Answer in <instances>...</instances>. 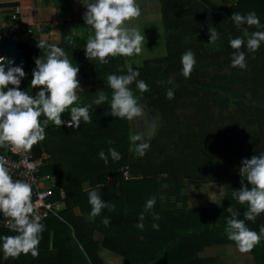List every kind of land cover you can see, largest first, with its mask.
<instances>
[{"label":"trees","instance_id":"16d2710c","mask_svg":"<svg viewBox=\"0 0 264 264\" xmlns=\"http://www.w3.org/2000/svg\"><path fill=\"white\" fill-rule=\"evenodd\" d=\"M234 12L245 16L254 12L260 27H237L230 19ZM160 14L164 55L145 58L132 66H126L119 55L109 57L107 63L89 60L85 40L61 38L58 47L73 66L79 67L86 101L81 106L91 105V122L81 120L79 128L43 125L45 139L33 150L49 152L51 160L41 171L57 176V185L64 192L63 207L45 219L36 257L22 253L6 258L0 247V264H103L100 248L120 255L121 264H196V258L184 256L196 247L214 243L217 237L230 241L225 231L230 213L218 209L211 217L197 204L184 208L176 204V192L183 180L200 182L223 176L241 180L242 160L264 154V42L254 53L247 49L251 33L264 31V0H236L227 7L210 0H160ZM27 27L19 24L17 35L20 52L28 60L24 69L30 76L29 81L21 80L20 89L35 96L40 89L32 88L31 80L41 40L32 47L27 42ZM209 28H215L219 35L214 44L209 43ZM4 35L6 31L0 29V37ZM238 37L245 40L239 50L245 53L244 69L231 67L237 50L229 41ZM188 50L194 53L196 63L190 77L185 78L181 57ZM129 68L139 71L137 80L148 86V91L141 92L134 81L129 85L134 97L160 117V126L147 141L150 146L142 157L126 151L130 144L126 117L111 114L112 90L107 77L126 75ZM169 79L173 83H167ZM169 89L174 91L171 100L166 95ZM101 90L108 99L97 105L93 101ZM219 92L235 100L231 102ZM245 94L250 97L247 102L242 100ZM44 118L41 116L40 121ZM61 118L70 119V110ZM110 148L120 154L119 160L111 158ZM101 151L108 157L107 164L99 156ZM123 170L128 177H123ZM86 179L88 185L83 188L81 183ZM161 183L173 185L168 192L173 198L167 195V203L160 201ZM93 190L111 205V210L102 209L88 220V194ZM151 198L156 203L145 211ZM227 200H235L233 193ZM142 213L143 230L136 227ZM105 218L110 221L107 226ZM154 224L158 228H153ZM95 231L101 234L100 240L94 238ZM16 234L0 227V237ZM173 252L184 256L177 257Z\"/></svg>","mask_w":264,"mask_h":264},{"label":"clouds","instance_id":"9594fccd","mask_svg":"<svg viewBox=\"0 0 264 264\" xmlns=\"http://www.w3.org/2000/svg\"><path fill=\"white\" fill-rule=\"evenodd\" d=\"M83 5L86 7L83 19L94 32L84 48L89 60L107 63L109 57H130L142 51L145 36L134 27H125L127 22L140 16V7L136 0H94ZM230 19L237 27L245 24L260 27V20L254 12L246 16L234 12ZM208 31L209 43L214 44L219 35L215 28H209ZM244 34L249 35L246 29ZM68 39L71 43V37ZM261 42H264V31L251 33L247 39L248 51H257ZM229 44L232 49L237 50L232 56L231 67L246 68L245 53L239 51L245 45V40L238 37L231 39ZM38 47L46 51L43 57L35 59L31 87L40 89L35 96L20 90L21 80L25 76L22 67H8L5 71L4 57H0V148L8 147L13 152L27 153L45 139L41 116L45 117L44 125L51 122L57 127L66 125L68 128H79L81 120L85 123L91 122V105L73 106L79 100L76 90L81 89L78 80L79 67L73 66L65 51L56 45H47L41 41ZM12 63L14 62L9 61V65ZM181 63L182 75L189 78L196 63L194 53L191 50L186 51L181 57ZM138 76L139 71L129 68L126 75L112 74L107 77V85L112 90L110 107L113 117L131 119L141 112L142 109L129 88L136 81V87L141 92L148 91L147 84L143 80H137ZM167 83L171 84L173 81L169 79ZM9 85L13 87L9 88ZM166 95L171 100L174 98V91L169 89ZM107 99L101 90L96 93L93 103L99 105ZM69 109L70 119L65 121L61 117ZM129 140L134 145L136 154L144 156L150 145L147 142L137 143L142 140L139 135H132ZM109 155L113 160L121 158L112 148L109 149ZM99 156L105 164L108 163V157L103 151ZM241 164V189L234 190L233 197L240 204H247L245 220L255 221L257 216L264 214V154L243 159ZM88 196L92 217L98 216L102 209L111 210V205L102 200L95 190L89 192ZM155 203V198L149 199L145 211L152 209ZM227 212L231 214L225 229L228 240L234 242L241 253L250 252L260 242L261 235H264V227L260 228L258 234L245 225V220L237 218L239 213L231 206L227 208ZM0 214L5 217L10 231L17 233L0 237V247L5 257H17L22 253H30L36 257L44 225L40 222L41 217L36 214L32 202V187L28 182L13 179L3 157H0ZM155 218L158 219V216ZM139 220L136 227L143 230V213ZM103 223L107 226L110 221L105 218ZM153 228H158V225L154 224Z\"/></svg>","mask_w":264,"mask_h":264},{"label":"crops","instance_id":"0c3cea01","mask_svg":"<svg viewBox=\"0 0 264 264\" xmlns=\"http://www.w3.org/2000/svg\"><path fill=\"white\" fill-rule=\"evenodd\" d=\"M90 2H94V0H0V24H12L11 14H19L30 31L27 35V42L35 48L38 40L44 41L47 45L58 46L64 36H75L87 42L89 36L94 35V32L83 19L86 12L83 3ZM136 3L140 7V16L127 22L125 27L136 28L141 35L145 36V39L139 54L130 57L122 56L126 66L136 65L145 58L159 57L165 53L160 0H136ZM145 24L146 26H144ZM15 34L18 35V28ZM45 51L46 49H40L37 58L43 57ZM23 79L26 80V78ZM78 80L80 83L79 74ZM76 94L79 96L77 91ZM41 124L43 125V119ZM85 182H88L87 179L81 183L83 188L88 185ZM62 207L63 202L58 204L59 210ZM86 218L90 220L91 215H86ZM93 236L98 240L101 239V234L96 231ZM98 253L103 264H121L122 262L120 255L105 248H100ZM173 253L177 254V252ZM191 254L194 255V253ZM152 255L153 253L148 254L147 258Z\"/></svg>","mask_w":264,"mask_h":264},{"label":"rangeland","instance_id":"374dc122","mask_svg":"<svg viewBox=\"0 0 264 264\" xmlns=\"http://www.w3.org/2000/svg\"><path fill=\"white\" fill-rule=\"evenodd\" d=\"M221 7H227L232 5L236 0H210ZM144 20V19H142ZM145 21V20H144ZM147 24V22H145ZM146 24L144 26H146ZM148 25V24H147ZM189 36L184 35V39L187 40ZM24 78L26 81L30 80L28 72L24 69ZM83 84L80 82V87L82 89ZM81 89H77L79 94V100L73 106H81L86 104L83 99ZM25 91V89H20ZM221 96L228 98L229 101H234L235 99L230 95L219 92ZM249 94H245L242 99L244 102L249 101ZM141 107V112L138 115L133 116L131 119L126 117L128 125V136L139 135L142 140L137 142H147L153 138L156 134L157 129L160 126L159 114L152 111L149 106H147L144 101L138 102ZM70 110V109H69ZM43 119V125H44ZM51 123V122H49ZM128 153L133 154L134 150L132 144H128L126 147ZM123 168V167H122ZM126 169V168H124ZM47 174V173H46ZM50 174V173H48ZM55 175V174H54ZM87 182H85L86 184ZM247 185V181H244ZM168 186V189H166ZM251 188V185H247ZM173 190V185L171 183H161L159 184V194L160 201L162 203H167V197L170 199L172 195H168L170 190ZM241 189V180L237 179H227L224 176L220 178L209 179L205 181H186L180 182V187L176 192L177 205H183L184 208L191 207L193 205H199L204 210L208 211L209 215L212 217L218 209H223L227 212V208L231 206L235 211L240 214V218L245 220L244 212L247 210V204H240L236 199L233 201H228L227 196L233 193L234 190ZM168 195V196H167ZM174 196V195H173ZM173 198V197H172ZM245 225L252 231L259 232L261 227H264V214L257 216L255 221L245 220ZM197 252V253H195ZM194 255H177V257L184 258H196V264H264V241L259 242L253 251L247 253H241L238 251L237 246L234 242L227 241L225 239L215 238L214 243L204 245L202 247H196L193 249Z\"/></svg>","mask_w":264,"mask_h":264},{"label":"built area","instance_id":"2783aa9c","mask_svg":"<svg viewBox=\"0 0 264 264\" xmlns=\"http://www.w3.org/2000/svg\"><path fill=\"white\" fill-rule=\"evenodd\" d=\"M10 18L13 23L10 25L0 24V29H4L6 35L17 36L15 31L19 24L24 23V20L16 13H12ZM0 57H2L1 53ZM33 148L24 153L13 152L8 147H2L0 148V157L4 158L6 167L14 180H22L31 184L32 202L35 205L36 214L41 217L40 222L44 225V221L49 215H56L59 210L58 204L62 202L64 192L57 185L56 175L41 171L51 160L49 152L44 149L34 151ZM122 175L124 178L128 177L127 171L123 170ZM0 227L10 231L3 214H0Z\"/></svg>","mask_w":264,"mask_h":264},{"label":"water","instance_id":"95a60500","mask_svg":"<svg viewBox=\"0 0 264 264\" xmlns=\"http://www.w3.org/2000/svg\"><path fill=\"white\" fill-rule=\"evenodd\" d=\"M0 53L4 57L5 71L8 70V67L16 66H20L24 70L28 64L27 58L20 52L19 41L15 35H4L0 37ZM9 61H13L14 63L9 65Z\"/></svg>","mask_w":264,"mask_h":264}]
</instances>
